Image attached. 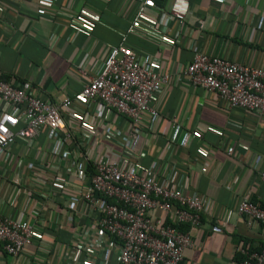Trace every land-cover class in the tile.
<instances>
[{"label": "built area", "instance_id": "obj_1", "mask_svg": "<svg viewBox=\"0 0 264 264\" xmlns=\"http://www.w3.org/2000/svg\"><path fill=\"white\" fill-rule=\"evenodd\" d=\"M131 1L135 11L123 40L139 29H166L171 19L181 21L191 12L189 0H173L168 10L156 0ZM151 7L162 16L143 27V17ZM69 20L77 30L90 34L98 17L82 9ZM199 27H204L203 20ZM179 36L180 31L174 30L160 40L173 46ZM171 79H186L214 92L227 108L264 115V67L203 51H195L186 64L177 63L171 73L164 62L125 44L112 45L101 71L89 77L76 95L59 102L37 98L29 80L11 82L0 76V176L9 181L7 172L14 166L10 181L19 194L24 187L23 164L13 165L12 146L23 141L35 148L41 131L48 132L43 149L46 160L41 167L29 164L42 171L34 180L35 200L42 205L23 210L19 218L0 213V249L16 257L35 241L45 242L37 225L47 223V218L40 210L60 205L61 199L69 209L65 222L75 230L65 252L67 264H182L183 250L193 241L181 226L198 227L211 205L210 198L184 191L176 162L166 157L178 142L182 125L171 119L168 144L157 166L142 165L132 147L140 130L150 131L157 124L160 113L154 96ZM101 127L114 148L112 153L96 156L102 137L99 141L100 135H95ZM200 135L196 130L190 136ZM189 142L186 138L182 145ZM233 151L234 147H228L229 154ZM259 179L264 183V170ZM251 194L248 190L241 197L237 212L249 224L264 226V206ZM27 200V204L32 201L31 195ZM236 250L245 259L241 263L233 260V264H264V246L254 250L239 245Z\"/></svg>", "mask_w": 264, "mask_h": 264}, {"label": "crops", "instance_id": "obj_2", "mask_svg": "<svg viewBox=\"0 0 264 264\" xmlns=\"http://www.w3.org/2000/svg\"><path fill=\"white\" fill-rule=\"evenodd\" d=\"M172 1L156 0L165 10ZM189 2L191 12L183 20L171 19L169 27L160 31L139 29L123 40L135 11L131 0H0V76L11 82L29 80L37 98L59 102L76 95L89 77L101 71L112 45L125 44L164 62L171 73L177 63L190 62L195 51L264 67V0ZM82 9L98 17L90 34L77 30L69 20ZM161 13L149 8L142 26L158 20ZM199 20L204 21V27H199ZM174 30H179L180 36L173 46L160 40ZM153 103L160 113L157 124L150 131L140 130L138 138L132 140L139 162L146 167L158 165L156 160L168 144L171 119L175 118L182 127L178 142L166 157L176 162L185 192L211 199L201 224L184 229L190 232L193 244L184 248L182 264H233L242 238L254 247L264 246V226L249 224L237 212V204L248 190L264 206V183L259 179V172L264 170V115L227 108L214 92L186 79H171L154 96ZM102 128L95 135H100L99 141L102 137L96 156L112 153L114 148L103 137ZM196 130L201 135L192 138ZM47 133L46 129L41 131L35 148L23 141L12 146L13 165L23 164L24 187L19 194L10 181L14 166L7 172L9 181L0 176V213L19 218L23 210L42 205L34 193V180L42 171L31 169L29 164L41 167L46 160L43 149L48 144ZM186 138L190 142L184 147ZM228 147H234L231 154ZM28 195L32 201L27 204ZM60 200V205L40 210L47 218V223L37 225L45 242L35 241L16 257L0 249V264H67L65 252L75 230L65 222L69 209ZM81 208L84 210L85 205Z\"/></svg>", "mask_w": 264, "mask_h": 264}, {"label": "trees", "instance_id": "obj_3", "mask_svg": "<svg viewBox=\"0 0 264 264\" xmlns=\"http://www.w3.org/2000/svg\"><path fill=\"white\" fill-rule=\"evenodd\" d=\"M157 1H159V0H157ZM187 228H189V226L188 225H182L181 226V229L182 230H186ZM239 245L240 246H242V247H244V248H250V249H259V248H261V247H254L253 245H252V243L248 240V239H245V238H242V239H240V241H239ZM245 259V256L240 252V251H235V253H234V257H233V260L236 262V263H241L243 260Z\"/></svg>", "mask_w": 264, "mask_h": 264}]
</instances>
